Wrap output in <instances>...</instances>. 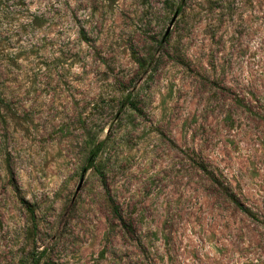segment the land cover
<instances>
[{
    "label": "rangeland",
    "instance_id": "obj_1",
    "mask_svg": "<svg viewBox=\"0 0 264 264\" xmlns=\"http://www.w3.org/2000/svg\"><path fill=\"white\" fill-rule=\"evenodd\" d=\"M0 94V264H264V0H0Z\"/></svg>",
    "mask_w": 264,
    "mask_h": 264
},
{
    "label": "trees",
    "instance_id": "obj_2",
    "mask_svg": "<svg viewBox=\"0 0 264 264\" xmlns=\"http://www.w3.org/2000/svg\"><path fill=\"white\" fill-rule=\"evenodd\" d=\"M4 99L2 98L1 94H0V102H3ZM102 144H97V146H95L92 151H91V157L90 160H94L96 158V156L98 155L99 152V148ZM206 169V168H205ZM232 200L238 205L239 208H241L243 211L250 213L249 208L246 207L239 199H237L235 196H231ZM38 261H35L34 264H38Z\"/></svg>",
    "mask_w": 264,
    "mask_h": 264
},
{
    "label": "water",
    "instance_id": "obj_3",
    "mask_svg": "<svg viewBox=\"0 0 264 264\" xmlns=\"http://www.w3.org/2000/svg\"><path fill=\"white\" fill-rule=\"evenodd\" d=\"M175 17H176V15H175ZM175 17H174V18H175Z\"/></svg>",
    "mask_w": 264,
    "mask_h": 264
}]
</instances>
